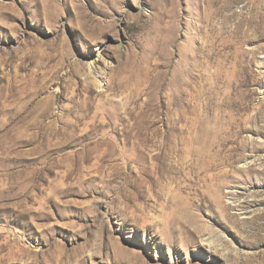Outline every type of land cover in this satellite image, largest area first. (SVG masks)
Returning a JSON list of instances; mask_svg holds the SVG:
<instances>
[{"label":"rangeland","instance_id":"1","mask_svg":"<svg viewBox=\"0 0 264 264\" xmlns=\"http://www.w3.org/2000/svg\"><path fill=\"white\" fill-rule=\"evenodd\" d=\"M0 264H264V0H0Z\"/></svg>","mask_w":264,"mask_h":264}]
</instances>
